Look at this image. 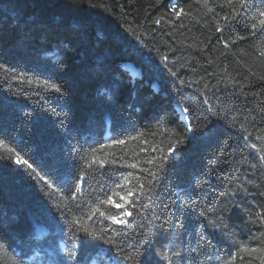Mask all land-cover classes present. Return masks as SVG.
I'll return each mask as SVG.
<instances>
[{
  "label": "trees",
  "instance_id": "trees-1",
  "mask_svg": "<svg viewBox=\"0 0 264 264\" xmlns=\"http://www.w3.org/2000/svg\"><path fill=\"white\" fill-rule=\"evenodd\" d=\"M261 13L0 0V264H264Z\"/></svg>",
  "mask_w": 264,
  "mask_h": 264
},
{
  "label": "snow or ice",
  "instance_id": "snow-or-ice-1",
  "mask_svg": "<svg viewBox=\"0 0 264 264\" xmlns=\"http://www.w3.org/2000/svg\"><path fill=\"white\" fill-rule=\"evenodd\" d=\"M261 15H264V13H261ZM119 143H123V141H120ZM169 152L171 153L172 152V149H169ZM17 163H19V161H17ZM149 163H151V161H149ZM30 166V165H29ZM134 167V166H133ZM143 187V186H142ZM128 195L129 196H131V195H133V193H131V192H129L128 193ZM121 199L123 200V199H125L123 196H121ZM106 203H108V204H112L113 203V199H112V197L111 196H109L108 197V200L106 201ZM125 203H128V201H125ZM123 205H120V204H115V207H117V208H120V207H122ZM131 212H127V211H125L124 212V216H131ZM101 215H103V213H101ZM110 220H112L114 223H121V224H123V223H126V221L125 220H123V219H117V217H115V216H109L108 217Z\"/></svg>",
  "mask_w": 264,
  "mask_h": 264
}]
</instances>
